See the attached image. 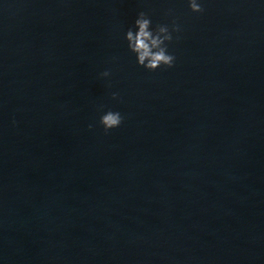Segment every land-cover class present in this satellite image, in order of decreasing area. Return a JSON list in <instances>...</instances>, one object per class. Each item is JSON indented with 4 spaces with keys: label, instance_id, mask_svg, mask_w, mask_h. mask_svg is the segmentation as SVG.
<instances>
[{
    "label": "water",
    "instance_id": "95a60500",
    "mask_svg": "<svg viewBox=\"0 0 264 264\" xmlns=\"http://www.w3.org/2000/svg\"><path fill=\"white\" fill-rule=\"evenodd\" d=\"M200 2L0 0V264H264V0Z\"/></svg>",
    "mask_w": 264,
    "mask_h": 264
},
{
    "label": "clouds",
    "instance_id": "9594fccd",
    "mask_svg": "<svg viewBox=\"0 0 264 264\" xmlns=\"http://www.w3.org/2000/svg\"><path fill=\"white\" fill-rule=\"evenodd\" d=\"M188 5L193 13H203L204 8L200 0H188ZM172 10H169L171 14ZM134 29L129 28L125 34L128 49L136 57V62L148 71H156L159 68H172L175 64V56L168 51V45L173 41V33L181 31L175 20L171 26L158 24L152 27V21L146 12H139L134 21ZM111 73L105 71L101 73L103 77H109ZM118 93H112V99H118ZM102 111V106L101 109ZM123 117L119 112L107 111L100 117V125L105 133L114 128H118ZM15 123V121H13ZM93 125H89L91 130Z\"/></svg>",
    "mask_w": 264,
    "mask_h": 264
}]
</instances>
